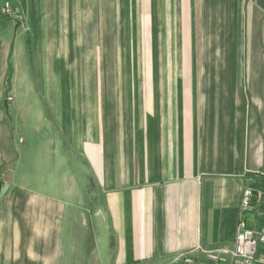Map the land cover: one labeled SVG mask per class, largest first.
Listing matches in <instances>:
<instances>
[{"label": "crops", "instance_id": "crops-1", "mask_svg": "<svg viewBox=\"0 0 264 264\" xmlns=\"http://www.w3.org/2000/svg\"><path fill=\"white\" fill-rule=\"evenodd\" d=\"M75 1L0 0V264H77V245L84 264H232L207 252L233 248L245 187L264 202V0H135L139 46L165 71L86 131L82 184L31 99L40 17L70 32Z\"/></svg>", "mask_w": 264, "mask_h": 264}, {"label": "rangeland", "instance_id": "rangeland-1", "mask_svg": "<svg viewBox=\"0 0 264 264\" xmlns=\"http://www.w3.org/2000/svg\"><path fill=\"white\" fill-rule=\"evenodd\" d=\"M137 3L135 0H91L88 8L86 2L77 0L70 9V32L64 29V17L48 16L46 9L40 17L43 32L33 34L34 39L42 41L40 68L44 72H40L39 80H34L36 87L31 99L43 107L44 119L51 124L54 137L59 133L66 153L69 148L74 151L80 184L84 183L83 172L88 167L82 150L89 138L86 131L91 127L95 132L93 137L96 135L103 111L108 112L109 121L116 120V112L121 118V111H125L122 106L143 100L135 96L137 90L154 87V82L147 80L148 72L165 71L162 64L148 65L147 50L139 46L143 39L136 32ZM23 22L26 23L25 19ZM25 29L27 39L33 41L26 25ZM66 41L70 48L63 50L61 45ZM52 44H59V48L51 51ZM51 58L58 61L53 72L48 63ZM29 66L32 68L30 63ZM159 83L156 81L155 87ZM91 187V201L95 204L94 181ZM81 248L82 245L75 248L77 264H84Z\"/></svg>", "mask_w": 264, "mask_h": 264}, {"label": "built area", "instance_id": "built-area-1", "mask_svg": "<svg viewBox=\"0 0 264 264\" xmlns=\"http://www.w3.org/2000/svg\"><path fill=\"white\" fill-rule=\"evenodd\" d=\"M7 16L11 15L9 5L5 6ZM254 187H245L242 193L237 234L232 249L207 252L215 261L232 264H264V202ZM191 264V260H185Z\"/></svg>", "mask_w": 264, "mask_h": 264}, {"label": "trees", "instance_id": "trees-1", "mask_svg": "<svg viewBox=\"0 0 264 264\" xmlns=\"http://www.w3.org/2000/svg\"><path fill=\"white\" fill-rule=\"evenodd\" d=\"M28 41V50H29V56H30V58L32 59V56H33V48H32V43H31V41L30 40H27ZM32 61V60H31Z\"/></svg>", "mask_w": 264, "mask_h": 264}]
</instances>
